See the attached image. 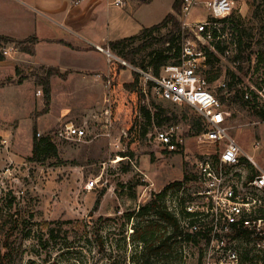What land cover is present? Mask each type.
<instances>
[{
	"label": "rangeland",
	"instance_id": "obj_1",
	"mask_svg": "<svg viewBox=\"0 0 264 264\" xmlns=\"http://www.w3.org/2000/svg\"><path fill=\"white\" fill-rule=\"evenodd\" d=\"M175 1L122 0V7L112 9L113 14L124 11L125 27L152 26L167 14L175 13ZM235 1L236 18L245 28L255 27L257 33L258 24L253 17L255 0ZM38 5L40 0H0V32L15 40L0 45L6 57L0 62V138L10 141L9 148L0 149V264L141 263L142 234L147 226L156 225L159 218L154 211L137 216L139 209L169 184L185 181L187 175V196L200 188L197 160L201 149L195 139L197 135L191 130L193 120L200 119V114L189 105L173 107L161 100L144 76L139 80L143 86L146 83L147 94L126 90L124 84L134 80L138 69L152 73L128 62L118 80L111 75L103 76L101 84L88 89L75 77L66 88L57 86L49 111L42 112L46 106L45 93L43 88L39 89L36 77L45 75L46 68L32 65L28 69L26 54L30 53L23 51L35 50V38L42 32L43 16L33 8ZM210 15L204 4L193 13L195 19L201 20ZM224 32L226 38L219 42L228 46L229 54L221 55L206 46L220 58L215 67L209 63L206 68L210 88L224 80L236 82L231 71L241 76V83L258 85L264 78V46L255 47L252 63L244 68L248 73L245 75L240 71L239 61L233 58L237 53L235 32L231 28ZM55 33L69 35L60 26L49 35ZM93 58L85 56L84 63L93 65ZM99 64L105 66L107 61L99 59ZM30 78L34 83H25ZM238 84L233 94L241 89ZM153 102L161 104L168 116L177 115V119L164 125H158L155 118L148 123L142 109L144 106L153 109ZM230 107L234 126L231 134L264 169L263 118L240 98ZM70 122L87 130L85 141L57 137L58 130ZM131 126L133 129L129 130ZM169 126H178L184 134L187 144L183 152H167L154 140L157 129ZM144 128L148 130L146 137L142 135ZM35 131L38 136L53 138L59 147V159L30 160ZM257 139L262 141L260 149L253 147ZM125 153L129 156L124 157ZM92 179L97 180V185L89 190L86 185ZM174 196H167L166 204L175 213ZM202 247L204 242H188L186 264H202ZM165 256L156 254L150 260L152 264L184 262L182 256L180 263Z\"/></svg>",
	"mask_w": 264,
	"mask_h": 264
},
{
	"label": "built area",
	"instance_id": "obj_2",
	"mask_svg": "<svg viewBox=\"0 0 264 264\" xmlns=\"http://www.w3.org/2000/svg\"><path fill=\"white\" fill-rule=\"evenodd\" d=\"M115 4L121 5L122 0H116ZM200 4H204L211 14L204 20L193 17ZM236 9L235 0H183L180 14L183 33L181 63L163 68L159 77L137 70L146 83H154L156 96L178 105H189L202 120L203 131L195 137L201 149L197 160L200 188L188 197L186 184H183L169 194L170 198L175 195L183 264L188 258L187 235L204 242L202 259L200 255L202 264H264V216L260 215L264 208V169L231 134L233 113L227 102L234 94L229 82L220 81L211 89L206 76L209 65L206 46L215 49V44L226 38L223 19L233 15ZM96 47L107 55L109 62L117 60L128 65L110 48ZM4 53L8 54V51ZM226 53L229 54L230 50L227 49ZM146 83L143 86L145 94ZM239 87L244 91L245 100H252L255 95L264 109V78L258 85L243 82ZM87 136L84 127L71 122L57 132V137L62 140L85 141ZM154 140L170 153L183 152L187 144L178 126L157 129ZM9 145L8 138H0V149L9 148ZM253 147L260 149L262 141L257 139ZM9 162L12 164L13 160ZM96 185L97 180L92 179L86 187L91 190ZM242 233L246 236L240 235ZM246 249L250 250L249 255L244 254Z\"/></svg>",
	"mask_w": 264,
	"mask_h": 264
},
{
	"label": "trees",
	"instance_id": "obj_3",
	"mask_svg": "<svg viewBox=\"0 0 264 264\" xmlns=\"http://www.w3.org/2000/svg\"><path fill=\"white\" fill-rule=\"evenodd\" d=\"M141 3H149L152 0H138ZM183 0H176L173 6L175 13H169L167 16L158 24H154L150 27H143L140 32L136 35L125 37L119 40L111 41L108 44V47L111 51L127 61L134 67H140L145 71H151L152 75L159 77L162 73L163 68L167 66H177L181 63V54H182V40L183 33L180 22V14L182 9ZM256 9L253 13L254 19H256L258 28L257 33L255 27L250 29L245 28L243 23L236 18L235 14L229 16L228 18L223 19L225 29H232L235 32L233 36L236 41L237 53L233 57L235 61H239L240 71L245 75L248 74L244 71L246 66H250L252 63V54L255 51L256 46H264V0H255ZM179 15V17H178ZM165 31V32H164ZM258 35V36H257ZM258 37L260 39H258ZM38 39L35 38V42ZM9 42H15L13 38H10L5 35H0V45L7 44ZM60 43L71 45L64 40H59ZM234 43V42H233ZM228 46L223 42L215 44V49L221 54L225 55ZM23 51H26L30 54H35L34 48H24ZM209 53V63L211 67H215L217 62L220 61L219 56L208 49ZM6 57L3 52L0 51V61L5 60ZM242 63V64H241ZM126 69V66L121 64L118 61H113L110 65V75L111 77L118 80L122 70ZM71 71L61 72L59 68L48 67L46 69L45 75L37 76L36 82L39 86H42L45 93V108L42 112L49 111V106L51 103L52 97V86L51 78L53 76H59L61 78H67ZM235 81L229 82V88L233 92L234 86L237 83H241V76L230 72ZM141 74L137 71L134 72V80L130 83H125L124 88L129 91H139L143 96V85L140 84L139 77ZM22 80H19L21 83ZM148 84L154 86V83L149 81ZM239 85V84H238ZM240 98L244 103L250 106L254 110V113L264 119V109L257 102V98L253 97L252 100L244 99V91L238 89L237 92L233 95L232 100L227 102V105L234 103L235 99ZM163 100V99H161ZM225 101V98H222ZM168 102L173 107H178V104H175L171 101L163 100ZM231 108V107H230ZM143 114L148 123H152L153 119H157L158 125H164L169 121L177 119V115L168 116V111L161 104L153 102V109L148 108L147 106L143 107ZM131 126L129 130H132ZM191 130L195 132L196 135L200 134L203 131L201 117L198 120H193ZM148 130L145 128L142 130V135L146 137ZM173 152V153H178ZM124 157H128L129 154L125 153ZM51 157H56L59 159V147L57 143L49 135L38 136L37 131H35L33 138V155L30 158L31 161H42L48 160ZM189 176L185 181H177L169 184L164 190L156 194L153 200L141 207L136 213L137 216L147 215L150 211H154L158 215V222L156 225H150L145 228L144 234H142V239L144 241V246L142 248L140 256L142 261L138 264H152L151 258L156 254H164L165 258H173L174 260L182 261L181 254L179 251L181 241L178 239L180 234V224L178 216L168 209L166 204L167 196L170 192L178 190L183 184L188 182ZM99 205V201L96 203V206ZM181 214L185 212L183 206L180 208ZM260 215L264 216V208L260 211ZM169 230H172V233H169ZM243 237L246 236V233L240 234ZM188 242H193L194 244H200L201 240L197 237H191L190 235L186 236ZM201 259L203 257V249H200ZM244 254L249 255L250 250L246 249ZM7 253L4 254L6 256ZM201 261V260H200ZM170 262V261H169Z\"/></svg>",
	"mask_w": 264,
	"mask_h": 264
},
{
	"label": "crops",
	"instance_id": "obj_4",
	"mask_svg": "<svg viewBox=\"0 0 264 264\" xmlns=\"http://www.w3.org/2000/svg\"><path fill=\"white\" fill-rule=\"evenodd\" d=\"M78 1L79 3H76L75 0H40V6L33 7L40 11L44 20L40 25L41 35H35L38 39L35 45V54H26L28 69L32 68V65L33 67L36 65L46 69L56 67L63 73L71 71L67 78L57 75L51 78L53 99L56 87L66 88L67 83L75 77L90 89L92 85L101 84L103 76H110L111 64L108 57L96 46L109 48V42L136 35L143 27H150L144 24H140L139 27L138 25L125 27L123 25L124 11L113 14L112 8L123 6L115 4L116 0ZM56 26L64 28L69 35H57L56 33L49 35V33L55 32ZM0 35L7 36L1 32ZM59 40H64L71 45L60 43ZM85 56L94 57L93 62L95 63L93 65L88 62L84 63ZM99 59L106 60L107 65H100ZM124 72L125 70H122L120 76ZM30 81L34 83L32 78L26 79L25 83ZM41 88L42 86H39V89Z\"/></svg>",
	"mask_w": 264,
	"mask_h": 264
}]
</instances>
